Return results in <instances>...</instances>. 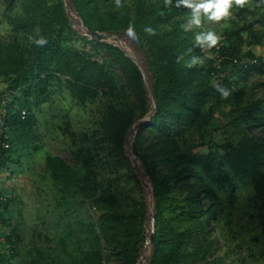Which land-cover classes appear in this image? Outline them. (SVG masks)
I'll use <instances>...</instances> for the list:
<instances>
[{"label": "trees", "instance_id": "trees-1", "mask_svg": "<svg viewBox=\"0 0 264 264\" xmlns=\"http://www.w3.org/2000/svg\"><path fill=\"white\" fill-rule=\"evenodd\" d=\"M100 1L71 0L90 31L119 33L134 24L153 72L151 123L158 133L153 146L144 148L146 125L142 124L132 144L149 177L155 203L150 264H227L224 255L215 254L218 243L206 225L207 219L215 224L223 208L204 205V200L217 196L208 187L207 178L230 189L233 184L225 174L229 168L236 176L250 177L256 194L264 198V99L249 97L246 87L232 83L235 73H228L229 65H263L264 59L253 49L244 50L243 42L261 40L256 29L264 25V14L258 15L249 5L232 7L229 25L220 31L226 44L218 43L211 49L206 44L205 52L201 50L205 43L198 42L194 29L186 25L191 10L177 8L178 0H172L171 5L164 0H134L132 14L119 8L100 11ZM17 6L9 18L8 36L0 35V79L12 92L8 120L11 146L0 163L20 158L32 162L42 148L34 108L52 97L51 80L67 89L80 105H98L104 98L105 108L94 118L92 129L74 137L69 145L74 163L45 150L41 174L49 179L55 202L67 217L68 232L81 248L85 264H102V239L119 249L122 264H137L144 236L125 221L93 143L99 138L113 149H122L136 119L152 111L142 70L123 49L96 39L104 43L112 63L120 69L124 83H119L109 68L111 63L76 48L72 41L77 35L64 0H17ZM169 17L177 18L169 27L162 26L160 22ZM37 27L39 35L48 39L43 48L28 41ZM145 27L153 28L156 35L149 36ZM217 86L230 92L227 99L221 97ZM224 104L229 105L228 111L221 109ZM22 109L28 111L26 118L21 116ZM216 111L233 127L222 124ZM223 126L227 134L219 141L216 132ZM204 146L207 151H199ZM158 163H168L169 171L163 173ZM192 176L196 179L191 180ZM10 203L9 197L0 203V221L5 224L9 221L3 212L10 210ZM86 203L102 210L98 220L84 219L83 212L91 215ZM140 212L144 218L145 211ZM260 222L264 242V214ZM5 238L7 253L0 252V262L13 264L20 241L18 225ZM25 257L27 264H66L36 244L27 249Z\"/></svg>", "mask_w": 264, "mask_h": 264}, {"label": "rangeland", "instance_id": "rangeland-1", "mask_svg": "<svg viewBox=\"0 0 264 264\" xmlns=\"http://www.w3.org/2000/svg\"><path fill=\"white\" fill-rule=\"evenodd\" d=\"M134 0H122L123 9L130 14L134 13ZM154 1V0H147ZM66 10L72 19V26L76 31L73 44L76 48L86 51L93 59L101 62L111 63L109 68L117 76L119 83H124L121 71L108 54L104 43L97 41L96 38L86 35V28L81 19L75 15L74 8L69 0H65ZM249 5L256 8L257 14H264V0H248ZM236 9L239 7L233 3ZM16 10L17 0H0V35L8 36L10 27V15ZM115 0H101L99 9H115ZM177 17H169L160 22L164 27H169L171 22ZM202 20V31L194 25L186 22L188 27L193 28L196 36L201 33L213 31L220 37L223 27L229 25L228 19L220 22H211L205 17ZM258 32L262 34L261 40H244V50L253 51L264 59V25H258ZM90 31V30H89ZM106 34V33H105ZM81 35L85 37H78ZM102 41L113 43L123 49L127 55L132 57L139 65L144 76V83L148 91L150 111L143 117L137 118L126 137L122 149H113L111 146L100 142L99 138L94 140V149L98 152L100 162L104 166V175L111 190L115 193L122 205L124 218L127 223H131L136 229L140 230L144 236V242L140 247V257L137 264H150L152 255L151 235L155 230L154 197L152 185L145 171V167L138 155L133 151V140L139 128H135L138 123L146 125L144 128V148L152 147L157 135L158 128L152 125L151 116L154 110V100L152 99V87L154 83L153 72L148 63L146 49L141 44L132 40L126 35V30L119 33L106 34ZM248 37L247 33H244ZM220 37L219 44L225 41ZM205 46L201 48L206 52ZM226 44V43H225ZM206 55V54H205ZM204 55V56H205ZM202 55L198 59H202ZM218 60V59H217ZM215 60V61H217ZM220 59L218 60L219 63ZM250 66V65H249ZM243 66L242 64L232 65L228 68V73H235L231 79L234 85L246 87L249 97L264 99V61L263 65L256 67ZM216 84L217 80H213ZM49 89L53 93L49 100L41 102L34 108L37 128L42 138V148L38 150L36 157L31 162H26L23 158L17 161L8 160L6 164L0 163V192L7 195L12 200L10 210L3 212L8 224L0 221V252L7 253V243L5 234L9 233L14 226L18 225L20 231V241L17 244L18 253L13 257V264H27L25 253L27 249L36 244L45 251L50 252L54 257L66 262V264H85L81 254V248L77 247L74 237L68 232V220L63 210L58 206L54 199V190L50 187L49 179L44 177L42 172L43 154L45 150L59 154L68 162L74 163L69 145L73 138L82 136V132L92 129L93 120L99 116L105 108V99L97 103L80 105L71 96L69 91L60 86L53 80L49 84ZM0 90H6V84L0 79ZM208 106V105H207ZM223 111L229 110V105H221ZM215 115L222 124L229 128L233 127L228 120L219 113ZM226 126L216 132V139L222 141L226 136ZM251 131L260 133L256 128L251 127ZM80 140V139H79ZM199 151L206 152L207 148L200 147ZM12 156H16L13 154ZM158 167L163 173L169 171L168 163H158ZM225 174L231 178L233 186L228 189L220 182L207 178L208 187L212 188L217 196L211 201L204 200V205H219V218L215 224L207 219L206 225L212 230L213 236L217 240L216 255H224L227 264H264V242L261 236L262 224L260 219L264 214V198L256 194L254 184L248 176H236L231 169H227ZM196 179L195 176L190 178ZM202 194V192H200ZM203 195V194H202ZM220 201V203H218ZM144 203V206L142 205ZM89 207V203H86ZM90 208V207H89ZM144 210V218L141 212ZM133 212V213H132ZM88 212H83L84 219L89 221L91 217L98 220L102 210L97 207L90 208ZM134 215H138L134 217ZM90 232V230L88 231ZM79 235V234H78ZM87 243L85 242L84 248ZM101 253L103 256L102 264H122V257L119 249L112 244H107L102 239ZM0 264H3L0 262ZM5 264H9L6 262Z\"/></svg>", "mask_w": 264, "mask_h": 264}, {"label": "clouds", "instance_id": "clouds-1", "mask_svg": "<svg viewBox=\"0 0 264 264\" xmlns=\"http://www.w3.org/2000/svg\"><path fill=\"white\" fill-rule=\"evenodd\" d=\"M164 3L166 5H171L172 0H164ZM233 3L243 8L248 3V0H178L176 7L180 8L181 6H184L190 9L191 19L189 20V24L199 28L202 25V17H207V19L211 22H220L230 17V10ZM115 4L117 8L123 7L122 0H115ZM181 27L184 26L182 25ZM40 31L41 29L37 27L35 29V34L28 35V41L30 44H34L38 48H43L47 45L48 39L44 36H40ZM185 31H188V29L185 28ZM144 32L149 36L156 35L155 30L151 27H145ZM126 35L134 41H139L135 31V25L132 23L128 25ZM38 36L39 38H37ZM196 40L202 44L206 42L208 48L211 49L218 45L220 37L217 36L215 32L208 31L197 35ZM177 62H179V60ZM193 63H195V60H193ZM188 66L191 67V64ZM216 90L221 93V97L224 99H227L230 95V92L226 88L217 86Z\"/></svg>", "mask_w": 264, "mask_h": 264}, {"label": "built area", "instance_id": "built-area-1", "mask_svg": "<svg viewBox=\"0 0 264 264\" xmlns=\"http://www.w3.org/2000/svg\"><path fill=\"white\" fill-rule=\"evenodd\" d=\"M69 1L71 2V0ZM74 12L75 15L81 19L82 23L84 24V27L86 28V32H85L86 35L84 36L90 35L89 29L86 27L83 19L79 16L75 8H74ZM11 94L12 92L8 90H5L3 92L0 90V159L11 146L10 135L8 132L9 129L8 120H9V116L11 115ZM21 116L22 118H26L28 116V111L26 109H22ZM6 199H7V195L0 193V203L5 201Z\"/></svg>", "mask_w": 264, "mask_h": 264}, {"label": "water", "instance_id": "water-1", "mask_svg": "<svg viewBox=\"0 0 264 264\" xmlns=\"http://www.w3.org/2000/svg\"><path fill=\"white\" fill-rule=\"evenodd\" d=\"M89 33H90L92 38H96V39H100V40L105 39L107 37L105 33L97 31V30L89 31ZM140 124L141 123L136 124L135 128H138L140 126ZM131 132L134 134L135 133V129L132 128ZM153 221H154V218H153ZM150 239H151V242H152L153 241V235H151Z\"/></svg>", "mask_w": 264, "mask_h": 264}]
</instances>
